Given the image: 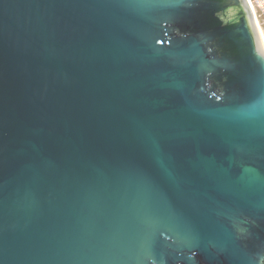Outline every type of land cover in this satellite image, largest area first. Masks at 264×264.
Here are the masks:
<instances>
[{"label":"water","instance_id":"95a60500","mask_svg":"<svg viewBox=\"0 0 264 264\" xmlns=\"http://www.w3.org/2000/svg\"><path fill=\"white\" fill-rule=\"evenodd\" d=\"M0 264H264L246 0H0Z\"/></svg>","mask_w":264,"mask_h":264},{"label":"built area","instance_id":"2783aa9c","mask_svg":"<svg viewBox=\"0 0 264 264\" xmlns=\"http://www.w3.org/2000/svg\"><path fill=\"white\" fill-rule=\"evenodd\" d=\"M254 19L264 33V0H246Z\"/></svg>","mask_w":264,"mask_h":264},{"label":"bare ground","instance_id":"6f19581e","mask_svg":"<svg viewBox=\"0 0 264 264\" xmlns=\"http://www.w3.org/2000/svg\"><path fill=\"white\" fill-rule=\"evenodd\" d=\"M250 9V12L252 13L251 11V8ZM252 15V20H253V23H254V27L256 29V32H257V35H258V38H259V43H260V46L262 47V49L264 50V33L263 31L260 29L259 25L257 24L256 20L254 19L253 17V14Z\"/></svg>","mask_w":264,"mask_h":264}]
</instances>
